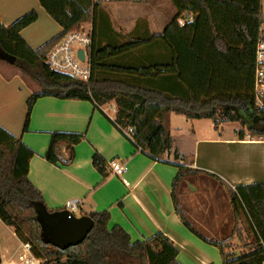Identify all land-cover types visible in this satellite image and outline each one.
<instances>
[{"label":"trees","instance_id":"1","mask_svg":"<svg viewBox=\"0 0 264 264\" xmlns=\"http://www.w3.org/2000/svg\"><path fill=\"white\" fill-rule=\"evenodd\" d=\"M38 2L62 32L37 49L30 48L20 36L37 20L36 12L7 27L0 23V61L15 67L37 87L26 101L23 131L28 129L34 103L43 97L89 101L95 108L114 102L116 112L111 123L121 133L122 129L131 130L132 140H128L133 147L154 161L176 168L170 195L183 226L203 243L216 247L221 264H262L264 183L231 189L207 174L226 189L233 216L238 220L241 215L252 234L253 246L235 256L226 250L228 237L217 239L198 232L181 203L185 181L206 173L181 164L184 157L177 150L173 151L174 162L163 160L173 148L170 114L187 120H210L215 130L222 123L237 122L250 138L264 139V111L256 108L252 99L254 47L264 20L261 0H171L176 14L161 33L150 34L147 23L138 21L127 35L115 32L107 17L99 21L102 6L127 2ZM87 22L92 28L88 82L52 71L45 63L49 50ZM234 132L239 140L244 138V129ZM83 139L77 133L52 132L43 157L52 165L67 166ZM33 155V150L0 127V221L14 230L20 243L31 246L36 258L46 259L48 264H180L178 249L166 236L157 233L131 242L121 227H108L107 211L86 215L94 225L80 244L67 246L53 240L45 217L63 210H49L28 180ZM91 164L100 175H106V161L98 153L92 155Z\"/></svg>","mask_w":264,"mask_h":264},{"label":"crops","instance_id":"2","mask_svg":"<svg viewBox=\"0 0 264 264\" xmlns=\"http://www.w3.org/2000/svg\"><path fill=\"white\" fill-rule=\"evenodd\" d=\"M142 2L143 8H127L137 12L133 17L120 18L113 23L115 32L127 35L138 21L145 20L149 33L159 34L176 14L171 0H160L164 12L167 11L162 16L150 15L146 10V0ZM32 11L36 12L37 20L24 28L20 36L30 48L37 49L60 34L62 28L50 18L38 0H0V23L6 27ZM152 23L158 31H154ZM140 30L143 32V29ZM0 67V127L34 151L28 165V180L41 193L49 210H63L67 202L82 200L83 204L76 212L78 217L74 214L77 218L91 212L107 211L110 216L108 227H121L131 242L143 241L161 233L178 249L177 261L180 264H221L218 249L191 234L174 212L170 193L176 168L154 161L133 147L111 123L116 112L114 102L95 108L89 101L40 98L32 107L25 132L26 101L34 87L15 67L3 64ZM177 117L182 116H168L173 148L163 155V160L174 162L173 151L177 150L184 157L181 164L206 173L185 181L181 191L184 192L183 203L185 200L191 208L200 207L196 195L204 191L196 187L200 186L199 178L219 183L207 174L214 175L231 189L239 185L264 183V139L250 138L245 133L244 138L239 140L234 132L236 129L231 135L224 134L221 126L225 123L220 124L217 130L212 124L211 132L193 124L197 120L186 119L191 122L189 126L186 122L184 126L176 127L183 125ZM182 128L191 131L188 148L181 146L175 138ZM52 132L84 136L74 148V160L67 166L52 165L43 157ZM94 153H98L106 164L112 160L120 162L124 168L122 174L112 176L107 167L106 175H100L91 164ZM211 217L208 212V225L214 221ZM197 224L207 231L204 224L199 221ZM216 228L221 232L218 233L221 238L226 237L225 225ZM216 228L211 230L208 226L205 233H216ZM18 256L9 257L0 252L2 264L16 261Z\"/></svg>","mask_w":264,"mask_h":264},{"label":"rangeland","instance_id":"3","mask_svg":"<svg viewBox=\"0 0 264 264\" xmlns=\"http://www.w3.org/2000/svg\"><path fill=\"white\" fill-rule=\"evenodd\" d=\"M141 4H144V2L140 4H130V3L129 4L120 3L119 5L105 4V6H102L101 10L99 11L100 14L98 13L99 21H101L102 18L107 17L109 19L110 26L113 28V23L118 19L120 18L130 19L131 16L133 17L135 13H137L136 11L131 12V10H127V8L128 9L143 8ZM146 4H147L146 10H148L147 12H149V14L154 13V15L162 16V14L164 13L166 14L167 12V11L164 12V8H162L163 2H160V0H146ZM145 15H147L148 16L147 18L151 21V17L148 15V13H146ZM144 21L145 20H143V22ZM153 23L151 27L154 28V31H158ZM89 24L90 22L85 23L86 25L85 30L89 29L88 27ZM0 64L8 65L1 61ZM28 83L30 84V86L34 87V90H37V87L34 84L30 83L29 81ZM177 120L182 121L183 125L178 124V126L176 127H182L186 122L188 126L191 124V122L187 121L183 117H177ZM193 124L199 125L201 127V130H206L208 128V131L211 132L212 123L209 120H197L196 122H193ZM221 127H223L224 134L231 135L233 133V129H236L237 131H239L240 129H244L245 133H247L245 127L242 128L241 125L237 122L225 123ZM186 129L182 128V131H180L178 134H175V138L179 141L181 146L184 147L186 146L188 148L189 135L191 131L190 130L184 131ZM199 185L200 186L197 185L196 187H198L204 192H197L196 201H198L199 204L201 203L198 209L189 207L186 204L185 200L183 203V200L181 198V203L187 214L188 220L193 224L194 228L201 234L207 237L208 236L215 237L217 239H221V236L218 234L221 232H219L216 227L225 225L226 226V229L224 230L225 236L229 238V242H228L229 248L226 249L227 252H231V254L235 256H239L243 253H247L249 251L248 246L249 245L253 246L254 244L252 234L251 232H249V230H247L245 220L241 215H239L238 220H236L235 217L233 216L232 208L229 203L228 192L226 191V189L220 183L208 178H203V179L199 178ZM208 212L210 216H212L211 218L214 220V221H210L209 225H208ZM75 215L78 217L77 213ZM198 221L199 223L201 222L202 224L205 225L207 231H204L203 227L197 224ZM235 223H236V227H235ZM208 226L212 228L211 230L216 228L215 229L216 233L213 231L210 232V234L205 233L208 232ZM18 242L19 240L16 238L14 232L12 231V228L5 226L0 221V252L3 254H7L9 257L15 256L16 254L20 255L22 249H21V245H19Z\"/></svg>","mask_w":264,"mask_h":264},{"label":"built area","instance_id":"4","mask_svg":"<svg viewBox=\"0 0 264 264\" xmlns=\"http://www.w3.org/2000/svg\"><path fill=\"white\" fill-rule=\"evenodd\" d=\"M92 5L96 3H108L110 0H90ZM130 4H139L142 0H120ZM261 6L264 12V0H261ZM183 22L179 20L181 25ZM89 29L85 30L80 26L78 30L66 34L58 43H56L48 52L45 63L54 72L71 76L82 82H88L90 78L89 66V47L92 40L91 23ZM82 50L84 59L80 60L77 52ZM252 99L256 108L264 111V20L257 30V39L254 47V72L252 84ZM123 135L132 140L131 130L122 129ZM140 151V149H139ZM112 176L118 177L122 174L124 168L117 160H112L107 164ZM83 204L82 200H72L65 204L63 211L67 213V218L74 216ZM21 244L22 252L16 261L8 264H48L46 259L36 258L29 244ZM2 264V263H0ZM264 264V262H262Z\"/></svg>","mask_w":264,"mask_h":264},{"label":"water","instance_id":"5","mask_svg":"<svg viewBox=\"0 0 264 264\" xmlns=\"http://www.w3.org/2000/svg\"><path fill=\"white\" fill-rule=\"evenodd\" d=\"M80 60L84 59L82 50L77 52ZM46 227L53 240L73 246L83 242L93 228V221L87 216L67 218L65 211L45 217Z\"/></svg>","mask_w":264,"mask_h":264},{"label":"bare ground","instance_id":"6","mask_svg":"<svg viewBox=\"0 0 264 264\" xmlns=\"http://www.w3.org/2000/svg\"><path fill=\"white\" fill-rule=\"evenodd\" d=\"M73 217H75V216H73Z\"/></svg>","mask_w":264,"mask_h":264}]
</instances>
